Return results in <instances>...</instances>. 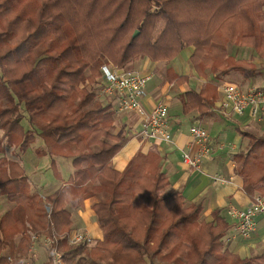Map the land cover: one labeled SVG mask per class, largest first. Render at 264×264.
<instances>
[{
  "label": "trees",
  "instance_id": "trees-1",
  "mask_svg": "<svg viewBox=\"0 0 264 264\" xmlns=\"http://www.w3.org/2000/svg\"><path fill=\"white\" fill-rule=\"evenodd\" d=\"M229 45L264 60V0H0V154L25 153L41 140L38 156L64 158L74 169L42 197L19 162L0 158L1 193L16 204L0 219V264H22L40 238L66 264L77 256L83 264H264V254L241 258L229 250L231 226L218 211L206 221L201 204L167 192L157 152L113 168L125 137L114 134V102L96 94L104 64L170 61L189 47L200 73L259 76L255 62L234 58ZM216 100V85L207 84L185 93L182 110L204 117ZM246 136L236 170L251 198L264 196V137ZM92 198L103 238L72 245L71 212Z\"/></svg>",
  "mask_w": 264,
  "mask_h": 264
},
{
  "label": "crops",
  "instance_id": "crops-1",
  "mask_svg": "<svg viewBox=\"0 0 264 264\" xmlns=\"http://www.w3.org/2000/svg\"><path fill=\"white\" fill-rule=\"evenodd\" d=\"M237 50L239 49H236L234 55L231 54V56L236 59H242V57L252 59L255 62L256 53L252 52V56L245 57L247 53L244 51L240 53ZM193 53V47H189L170 61L152 62L148 58H142L128 67L142 76L149 77V80L140 98L141 110L118 114L115 118L114 134L125 137V144L112 161V166L117 171H123L136 153L157 152L162 157L161 170L169 180L167 192L181 193L188 203L201 204L202 218L206 221H212L214 213L218 211L219 216L231 226L225 236L229 250L241 258L260 256L264 254V216L256 218L257 231L255 234L249 239H243L235 235V219L229 213L232 207L245 210L249 208L256 195L263 196L256 192L251 198L245 192V181L237 173L235 161V156L245 153L248 148L249 139L246 134L256 135L251 131H243L241 126L251 125L256 121L251 118L249 112L244 116L230 118L220 113L223 94L219 90V83L225 80L216 78L209 70L204 73L198 72L192 62ZM174 76L184 78V80H172ZM260 77L261 75L244 81L239 76L242 80L240 83L243 84L238 85L242 88L259 87L260 81L264 82ZM207 84H214L217 87V100L209 114L204 117L196 111L185 114L182 110L185 93L202 91ZM158 104H164L169 109L167 118L171 135L169 142L145 141L139 136L144 114L152 112ZM193 125L205 127L210 135L209 146L212 154L204 161L200 169H190L183 162L185 153L196 154L199 150L198 143L190 135V127ZM42 144L40 140L19 156L13 148H6V153L0 154V158L5 155L8 159L19 162L28 176L32 190L46 197L58 191L73 171L71 169L66 172L67 176H65L64 171L69 161L64 158L38 156L36 149ZM52 161L56 165V172L53 171ZM43 170L46 171L45 175L41 174ZM42 178L44 182L41 181ZM95 201V198L88 199L85 201L84 208L71 212L73 227L69 238L81 231L91 235L94 241L102 240L103 232L92 210ZM15 206L16 204L9 201L0 189V219L5 213L12 211ZM44 239L46 238L33 241L30 256L24 258L22 264L31 260L32 254L37 252V248L39 249L37 245H44Z\"/></svg>",
  "mask_w": 264,
  "mask_h": 264
},
{
  "label": "built area",
  "instance_id": "built-area-1",
  "mask_svg": "<svg viewBox=\"0 0 264 264\" xmlns=\"http://www.w3.org/2000/svg\"><path fill=\"white\" fill-rule=\"evenodd\" d=\"M148 80L149 77L130 69L105 64L102 67V83L96 89V94L114 102L116 118L118 114L141 110L140 98ZM219 90L223 94L219 111L224 117L244 116L249 112L251 118L258 121L264 114V86L242 89L236 83L223 81L219 83ZM168 115L169 109L164 104H158L152 112L144 114L140 138L145 141L169 142L171 135L167 123ZM190 135L198 143L199 150L196 154L185 153L183 162L190 169H200L212 154L209 146L210 135L208 130L200 125L191 126ZM229 213L235 219V235L249 239L257 231L256 218L264 216V196L256 195L249 208L241 210L232 207ZM70 243L92 246L95 241L91 235L80 231L72 235ZM50 260L51 264H66L65 255L60 250L52 251Z\"/></svg>",
  "mask_w": 264,
  "mask_h": 264
},
{
  "label": "rangeland",
  "instance_id": "rangeland-1",
  "mask_svg": "<svg viewBox=\"0 0 264 264\" xmlns=\"http://www.w3.org/2000/svg\"><path fill=\"white\" fill-rule=\"evenodd\" d=\"M236 49H239L237 50L238 52H245L247 53V55L245 57H250V55L252 56V52L255 53L252 49L250 48H240V47H236V46H233V45H229L228 46V51L230 54L234 55V51ZM256 55V54H255ZM242 59H245L242 57ZM248 60V59H247ZM250 60V59H249ZM255 63L257 65V67L259 68L260 70V75L262 78L261 80H264V60L261 59L260 57H258L256 55V58H255ZM105 65V64H104ZM103 65V66H104ZM108 65H112L111 63H109ZM113 66V65H112ZM115 67V66H114ZM125 69H129V68H125ZM225 81H228V82H233V83H236V84H243V83H240V81H242L239 76L235 75L234 73L230 74L229 77L225 78L224 79ZM223 81V80H222ZM262 81H260V86L263 87L264 86V82L262 83L263 85H261ZM239 85V86H241ZM259 86V87H260ZM242 89H247L245 87H243ZM23 126L28 129V123H27V119L23 120L22 122ZM241 129L243 131H251L253 132L254 134L256 135H259V136H262L264 137V114L261 116V118L256 121L255 123L252 122V124L250 125H242L241 126ZM2 135V133H0V136ZM40 141V140H39ZM38 141V142H39ZM35 145V144H34ZM16 154L17 156H19V151H16ZM72 171L74 170L72 165L70 166V162H67V169L64 171L65 172V176H67V173L68 171ZM41 174L45 175L46 174V171L43 170L41 172ZM41 181L44 182V178L41 179ZM169 193V192H168ZM47 239V238H46ZM44 239V245H37L39 247V249L37 248V252H34L32 254V258L31 260L29 261L30 264H47L48 261L50 260V257H51V251H50V241L47 239ZM96 242V241H95ZM73 245V244H72ZM82 245V244H81ZM94 245V244H93ZM85 261L84 258H82L81 256H77L73 262L71 264H83ZM150 264V263H149ZM153 264V263H152ZM155 264V263H154Z\"/></svg>",
  "mask_w": 264,
  "mask_h": 264
},
{
  "label": "water",
  "instance_id": "water-1",
  "mask_svg": "<svg viewBox=\"0 0 264 264\" xmlns=\"http://www.w3.org/2000/svg\"><path fill=\"white\" fill-rule=\"evenodd\" d=\"M138 31H136L135 33H134V37H136L137 35H138ZM48 211H50V208H48Z\"/></svg>",
  "mask_w": 264,
  "mask_h": 264
}]
</instances>
